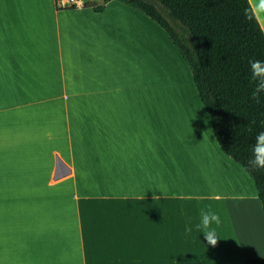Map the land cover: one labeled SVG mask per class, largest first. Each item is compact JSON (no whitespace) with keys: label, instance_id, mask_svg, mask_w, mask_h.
Returning <instances> with one entry per match:
<instances>
[{"label":"crops","instance_id":"1","mask_svg":"<svg viewBox=\"0 0 264 264\" xmlns=\"http://www.w3.org/2000/svg\"><path fill=\"white\" fill-rule=\"evenodd\" d=\"M82 2L0 0V264L263 257L255 183L187 97L167 33L119 0ZM249 2L264 31V0ZM56 156L70 172L54 180ZM201 210L221 218L215 247Z\"/></svg>","mask_w":264,"mask_h":264},{"label":"trees","instance_id":"2","mask_svg":"<svg viewBox=\"0 0 264 264\" xmlns=\"http://www.w3.org/2000/svg\"><path fill=\"white\" fill-rule=\"evenodd\" d=\"M109 0L88 4L96 12ZM155 21L186 62L213 134L226 155L253 179L264 211V170L252 145L264 131V94L251 98L250 60L264 61V31L249 0H119ZM244 264H264L246 257Z\"/></svg>","mask_w":264,"mask_h":264},{"label":"clouds","instance_id":"3","mask_svg":"<svg viewBox=\"0 0 264 264\" xmlns=\"http://www.w3.org/2000/svg\"><path fill=\"white\" fill-rule=\"evenodd\" d=\"M251 81L254 88L251 92V98L256 102H261V96L264 94V61L250 60ZM249 164L259 170H264V131L257 133L255 143L252 145V159ZM191 225V219H189ZM221 225V218L218 213L208 210H201L198 223L194 224V228L204 234L207 244L215 247L220 239L217 228ZM215 226V227H214ZM193 226L185 227V234L191 233Z\"/></svg>","mask_w":264,"mask_h":264},{"label":"rangeland","instance_id":"4","mask_svg":"<svg viewBox=\"0 0 264 264\" xmlns=\"http://www.w3.org/2000/svg\"><path fill=\"white\" fill-rule=\"evenodd\" d=\"M186 72H189L188 73V78H186V81H187V83H188V81H189V83L190 84H188V85H190V89H188V91H187V89H186V95H187V97L190 99V102L193 104V103H196V104H198L199 106H200V108H201V110H203V107H202V104L200 103V100H199V97H198V93H197V91H196V88H195V86H194V84H193V81H192V77H191V73H190V71H189V69H188V67L186 66ZM183 81H184V79H183ZM186 81H185V83L184 82H182L181 83V85H182V87H180V86H178L179 88H184L185 89V87H186ZM174 85V83H173V81H172V79H171V77H170V80L168 81V83H167V86L168 87H175V86H173ZM188 85H187V88H188ZM177 87V86H176ZM195 98V99H194ZM194 105V104H193ZM196 105H194V108L196 109ZM196 110H198V109H196ZM204 111V110H203ZM193 127V126H192Z\"/></svg>","mask_w":264,"mask_h":264},{"label":"water","instance_id":"5","mask_svg":"<svg viewBox=\"0 0 264 264\" xmlns=\"http://www.w3.org/2000/svg\"><path fill=\"white\" fill-rule=\"evenodd\" d=\"M70 172L67 164L61 160L58 156L55 157V170L53 174V179L56 180L67 175Z\"/></svg>","mask_w":264,"mask_h":264},{"label":"built area","instance_id":"6","mask_svg":"<svg viewBox=\"0 0 264 264\" xmlns=\"http://www.w3.org/2000/svg\"><path fill=\"white\" fill-rule=\"evenodd\" d=\"M59 8H73L81 7L83 5L82 0H55Z\"/></svg>","mask_w":264,"mask_h":264}]
</instances>
